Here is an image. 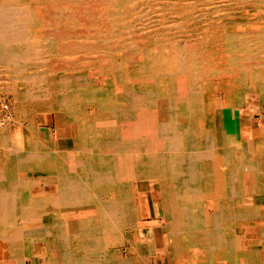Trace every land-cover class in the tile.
<instances>
[{"label":"bare ground","instance_id":"6f19581e","mask_svg":"<svg viewBox=\"0 0 264 264\" xmlns=\"http://www.w3.org/2000/svg\"><path fill=\"white\" fill-rule=\"evenodd\" d=\"M199 1L0 0V78L8 75L7 88L31 113L26 119L65 115L69 140L76 139L75 150L54 142L38 120L20 136L0 135V241L10 252L45 254L48 264H136V257L147 264L170 248L174 264H264L253 253L260 249L264 258V58H247L262 31L232 35L202 26L173 53L155 54L119 28L143 9L148 17L138 32L168 42L167 29L185 32L193 24ZM230 2L257 20L233 24L264 26V0ZM83 45L81 73L63 76L59 60ZM122 49L129 70L117 54ZM94 61L101 63L88 68ZM95 73L101 79L92 81ZM243 97L254 102L248 108L257 100L256 125L255 114H243L237 126L236 111H226L245 108ZM87 106L100 108L90 114ZM32 170L54 174L32 184ZM145 192L158 195L162 215L153 217L161 219L160 241L154 229L152 243L140 236L126 251L145 218ZM200 197L210 213L190 207ZM124 247L118 259L115 250ZM210 253L223 255L214 260Z\"/></svg>","mask_w":264,"mask_h":264},{"label":"rangeland","instance_id":"374dc122","mask_svg":"<svg viewBox=\"0 0 264 264\" xmlns=\"http://www.w3.org/2000/svg\"><path fill=\"white\" fill-rule=\"evenodd\" d=\"M206 2H207L206 0H200L198 2V4H197L198 7L195 8V16H196V20L195 21H196V24H195V21H194L193 24H191V26L188 28L187 31L180 32L178 30H174V31H172L170 33L168 31L170 28L167 29V31L165 33H167L169 35H173V37H172L173 39L168 41V42H162L160 39H156L155 36L147 37V35H146L147 33L146 32H142V31L138 32V28H139L138 25L140 24L141 21H144V19H146L148 17V13L146 11H144L143 9L136 8L135 10H133V12L131 11L130 15H128L129 17L128 16H127L128 18L126 17L127 19L125 21H123L119 25V28H120L121 32L126 34V36H129V37L132 38V40L134 41L133 44L135 46L138 45L139 47H144V46H147L148 48L151 47L150 51L154 52L155 54L162 53V52H167V51H169L168 52L169 54L173 53L176 48H178L180 45L184 44L186 41L194 40L195 37L197 36V34H199V30L201 29L202 26L210 27V28H212L214 30V32H217V33L220 32L222 30V28L225 27L226 29L227 28L229 29L230 33H233L232 35H237V34H241V33H248V32L249 33L250 32L251 33H253V32L257 33V32H261L262 31V34L259 36V38H261V39L258 41L257 45L254 47V49L251 51V53L247 55V58H249L250 60H253V59L255 60L257 58H260L261 56L264 58V31H263L264 30V26L263 25H254V24L251 25L250 24V25H247V27H241V26L238 27L237 25L233 24L236 19H239V21H247V20L251 19V21L257 22V20L255 19L256 17L249 16V14H251L250 11L248 13V10L246 8L242 9V8L233 6L232 3L230 2V0H223V1H221V0H211V1H208L207 3ZM245 11H247V12H245ZM154 21L155 20H152V22H154ZM136 23H138V24H136ZM148 31L149 30H147V32ZM149 33H150V31H149ZM135 34H137V35H135ZM195 34H196V36H195ZM174 35H176V37H174ZM174 38H175V40H174ZM140 40H143V41L140 42ZM108 41H110V40H108ZM125 41H128V40L125 39ZM78 44H79V42H78ZM68 45H72V43L68 44ZM85 46H87V45L70 48V50L67 51L68 52L67 56H65V57H63V58H61L59 60L61 65L64 64V65H62L63 73H64L63 76L70 77V76H75V75L81 73V71H82V69L84 67V64H83L84 62L82 60L86 58V57H84L82 55V47H85ZM170 47H172V48H170ZM89 50L91 51L93 49H89ZM121 51L118 52L117 54L123 60V62H124L123 65L125 66L124 68H127L129 70V65H128L129 63L127 62L129 57L126 56L128 49H124L122 51V53H121ZM237 55L239 57H241V59H245L244 56H246V54H237ZM82 56L84 58H82ZM79 58L80 59L82 58L81 62H79L80 61ZM134 60L138 64L139 61L141 60V58L139 57V55H136V59H134ZM85 62H86V59H85ZM97 62H95V61L92 62L88 66V68H90V66L94 67V68L98 67L101 62L100 63L98 62V64H97ZM67 67H69V68H67ZM3 75L1 74L2 80L0 81L2 86H4V87H0V135L7 136V137H17V135L20 136L21 134H23L25 132V129L30 125V123L32 125H34V124H36V121L38 120L37 121L38 122L37 123L38 124L37 125L38 130L42 131L45 134L46 137L47 136L48 137L51 136L52 141H54V142L65 141L66 144H70L71 145V146H68V148H70L71 150H75V148H73L72 146H75V140L76 139L69 140L70 132H69V129L66 128V127H68V125L70 123L66 122L65 115H60V114H57V113L55 114L53 112L52 113L45 112V113H40L38 116H36L35 121H33L32 118H31L32 120L26 119V117L28 115H30V117H31V113L30 112H26L27 110H25L24 108L20 107V104L16 101L15 93L13 92V90H11V88H7V83L4 82V79L7 78L8 75L6 73L3 74ZM66 75H68V76H66ZM94 78L95 79H101L100 75H98L96 73L92 74L91 80L94 81L95 80ZM226 82H227V79H226ZM216 85L217 84L214 85V83H213V88L216 89L217 88V87H215ZM215 89H213V94L215 95V98L218 101L223 100V98L225 96V92H222V91H220L218 89L215 90ZM242 100H243L242 101V106L245 105V108H226V111L228 109H232L233 111H236V114H237L236 124H237V126H239V124L242 123L241 120H242L244 115H246V114L247 115L255 114L256 117L254 118V125H256V122L259 119L260 113H261V111H256V110H258L257 100L255 99V108H253V107L248 108V103L249 102L250 103H254L252 101H248L249 100L248 97H246V98L243 97ZM6 106H7V109H5ZM96 108H100V107L99 106H87L86 107V111L88 113H90V114H95ZM254 109H256L255 113H254ZM250 111H252L253 113L252 112L250 113ZM56 116H58V119H57V124L58 125H66L65 128L62 131L58 130L57 132H55V131L52 130V120L55 119ZM97 128L101 129V126L98 125ZM110 128H112V127H110ZM102 130L105 131L106 133L109 132V128H106V127H105V130H104V128ZM238 132H239L238 134L239 135L241 134V136H242V132H240V131H238ZM53 134H55V135H53ZM244 136L245 135H243V138H245ZM76 137H78V134H76ZM1 153H2V150H0V154ZM51 174L53 175L54 173L53 172H37V173H35L34 170H32L31 174H30V176H31L30 180L32 181V184H33L34 181L39 179V177H41V176H49ZM1 181H3V180H1ZM134 186H135L134 187L135 188V195H136V198L138 199V195H139L138 194V188H137L136 184ZM19 189H23V187H20ZM47 189L48 188L46 186H44V187H35L34 188V193L35 194H39V193L45 192ZM140 191L142 192V190H140ZM18 192L20 193V191H18ZM155 194L156 193H153V192H145V193L141 194L140 198H141V202H142L141 204H142V207H143V210H144L143 212L145 213V215L149 214L150 217H153L155 214H158L157 216L161 217L160 215H162V210H161V208H160V206L158 204V195L157 194L155 195ZM197 200H199L198 202H201V203H196ZM191 202L192 203H190V207L192 205H195V206H198L200 209H202L204 214H207V212L210 213V211L206 208L204 200H202L201 197L199 199L198 198L197 199H192ZM147 211H149V212H147ZM202 215L200 217H202ZM51 220H52V216H50V215L46 216L44 218V221L46 223L51 221ZM65 220L66 219H60V222L61 221H65ZM72 221H74V223L76 222L78 224V222L80 221V217L79 216H75L72 219ZM160 222H161V219H154V218H149V217L145 216V221L139 222V226L141 225L139 227V229H136L135 230L136 232L131 237H129L131 239V241L130 240L127 241V243H126L127 244V249H126V247H124V248H118V249L115 250L114 254L116 255V257L118 259H121L124 256V254H126L125 253V249H126V251L131 250L132 249L131 248L132 244L134 245V241H135V239L137 237L139 239L140 236L143 237L145 235V238H147L148 240H150V238L152 239V235H153V230L154 229L145 230L144 226H146V227H153L154 226L155 227V226H157L159 224V226L157 228H155L156 236H157V239L159 240L160 237H161ZM18 226H19V224H16V227H18ZM50 227L56 228L58 226L56 224H50ZM249 229H250L249 231H252L251 228H249ZM60 237H61V234H60ZM232 238H233V240H232ZM228 239H230L231 241H229ZM226 241L229 242V243L232 242L233 244L237 243V240L234 237L229 236V235L226 238ZM0 243L3 244L4 248H6V249L8 248L6 242L0 241ZM166 247H168V246H166ZM168 249H169V252L167 251L166 252V256L164 257V261H165L164 264H174V263H172L173 262V255L170 253V248H168ZM256 250H258V251H256ZM256 250L253 251L254 254L257 253L256 254V258L264 259L261 256L262 255V251L260 249H256ZM158 253L159 252L156 251V253H154V254L157 255ZM9 254H10V260H12L13 262L16 261V263H18V264H24L26 260H28V264H31L30 261L33 264H39V259L40 260L42 259L41 260L42 264H48V260H47L48 256L47 255L39 254V253L34 252V251L30 255L29 254L27 255L28 258L27 257H22L21 258L22 255L20 257H18L17 253L14 254V253H12L10 251H9ZM220 255L222 256L223 254H218V253H216V254L210 253L209 254L211 259H214V260H218ZM17 258H18V260H16ZM152 258H153V256L151 257V259H149V258L146 259L147 260V264H155V263L156 264H160L161 259H159V258H161V257L156 256V258L155 257L153 259ZM33 259L36 260V262L32 261ZM76 260L77 261H83V258L76 257ZM135 262H136V264H146L145 261L143 260V258H140V257H136L135 258Z\"/></svg>","mask_w":264,"mask_h":264},{"label":"crops","instance_id":"0c3cea01","mask_svg":"<svg viewBox=\"0 0 264 264\" xmlns=\"http://www.w3.org/2000/svg\"><path fill=\"white\" fill-rule=\"evenodd\" d=\"M57 119H58V116H56L55 117V119H53L52 120V130L53 131H55V132H57L58 130H63L64 128H65V126L66 125H58L57 124ZM49 176H52V174L51 175H49ZM42 177H44V176H42ZM144 211V210H143ZM147 212H149V211H147ZM149 217V218H154V219H158V218H156V217H150V215L149 214H147V215H145V213H144V217ZM52 221V220H51ZM51 221H49V222H47V223H50ZM143 221H145V218H144V220ZM45 222V221H44ZM46 223V222H45ZM159 226V224L157 225V226H153V227H146V226H144V229L145 230H152V229H155V228H157ZM153 236V235H152ZM141 241H147V242H149V243H152L153 242V237H152V239L150 238V240H148L147 238H145V235L143 236V237H141V239H140ZM152 241V242H151ZM135 242V241H134ZM160 254H161V252H159ZM159 254V256L158 255H155V256H153V258L155 257L156 258V256H158V257H161V258H159V259H161V262H160V264H163V259H162V256L161 255H164V256H166V252L164 251V253H162L161 255ZM78 257V256H77ZM143 258V257H142ZM152 258V259H153ZM30 261V260H29ZM156 262V261H155ZM30 263L31 264H33L31 261H30ZM0 264H18V263H16V262H13L12 260H10V254H9V251H8V249H6V248H4L3 247V244H1L0 243ZM24 264H28V260H26L25 261V263ZM39 264H42V261L39 259ZM156 264V263H155Z\"/></svg>","mask_w":264,"mask_h":264},{"label":"built area","instance_id":"2783aa9c","mask_svg":"<svg viewBox=\"0 0 264 264\" xmlns=\"http://www.w3.org/2000/svg\"><path fill=\"white\" fill-rule=\"evenodd\" d=\"M5 109H7V106H6V108ZM3 122V121H2Z\"/></svg>","mask_w":264,"mask_h":264}]
</instances>
